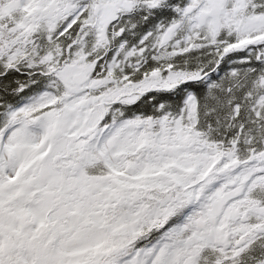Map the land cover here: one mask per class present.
<instances>
[{"label":"snow or ice","instance_id":"1","mask_svg":"<svg viewBox=\"0 0 264 264\" xmlns=\"http://www.w3.org/2000/svg\"><path fill=\"white\" fill-rule=\"evenodd\" d=\"M0 264H264V0H0Z\"/></svg>","mask_w":264,"mask_h":264}]
</instances>
